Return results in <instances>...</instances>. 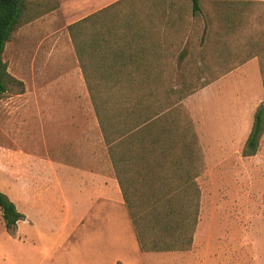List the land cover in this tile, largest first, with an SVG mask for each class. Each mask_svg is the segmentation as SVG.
<instances>
[{"label": "trees", "instance_id": "obj_1", "mask_svg": "<svg viewBox=\"0 0 264 264\" xmlns=\"http://www.w3.org/2000/svg\"><path fill=\"white\" fill-rule=\"evenodd\" d=\"M257 4L264 6L119 0L68 28L144 253L193 247L204 159L183 103L256 58L264 86V9L255 18L251 6ZM59 5L58 0H0V101L26 93L25 83L9 73L4 61L7 45L19 29ZM240 33L244 40L232 43ZM263 136L264 103L256 110L243 157L258 154ZM0 210L7 232L15 236L25 216L2 192Z\"/></svg>", "mask_w": 264, "mask_h": 264}, {"label": "rangeland", "instance_id": "obj_2", "mask_svg": "<svg viewBox=\"0 0 264 264\" xmlns=\"http://www.w3.org/2000/svg\"><path fill=\"white\" fill-rule=\"evenodd\" d=\"M58 1V9L19 29L6 47L9 73L23 81L31 94L0 101V144L5 147L38 154V138L49 145L43 139V126L49 139L53 133L67 132L66 126H60L67 122L87 123L100 131L68 28L119 0ZM251 9L258 18L264 6ZM240 34L232 43L244 40ZM194 41L198 43V37ZM215 53L219 54L216 47ZM215 58L213 53L211 60ZM263 103L257 58L183 103L204 159L198 179L200 216L190 251L142 252L122 197L116 218L102 215L98 207L86 211L84 226L59 241L37 236L24 225L12 236L1 217L0 264H264V136L256 156L242 154L256 110ZM92 153L110 157L98 141ZM7 182L14 187L12 179L0 174V192Z\"/></svg>", "mask_w": 264, "mask_h": 264}, {"label": "crops", "instance_id": "obj_3", "mask_svg": "<svg viewBox=\"0 0 264 264\" xmlns=\"http://www.w3.org/2000/svg\"><path fill=\"white\" fill-rule=\"evenodd\" d=\"M29 94L27 91L21 96ZM61 124L67 127V132L53 133L52 139L42 124L43 139L49 145H43L38 138V154L0 144V174L14 181V187L7 182L1 192L13 203L16 200L23 203L22 206L14 203L25 216L17 232L24 225L37 236H48L54 241L65 235L68 239L82 228L88 217L86 211L98 207L102 215L113 219L123 205L122 189L111 157L92 153L97 141L100 147L108 149L101 129H93L87 123Z\"/></svg>", "mask_w": 264, "mask_h": 264}]
</instances>
